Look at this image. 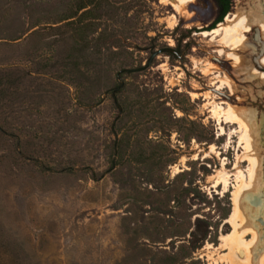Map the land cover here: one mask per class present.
<instances>
[{
  "label": "rangeland",
  "instance_id": "rangeland-1",
  "mask_svg": "<svg viewBox=\"0 0 264 264\" xmlns=\"http://www.w3.org/2000/svg\"><path fill=\"white\" fill-rule=\"evenodd\" d=\"M97 1L68 23L77 0H0V264H247L226 238L239 192L256 263L264 40L255 29L236 62L224 30L204 34L213 0ZM220 102L242 110L256 153Z\"/></svg>",
  "mask_w": 264,
  "mask_h": 264
},
{
  "label": "bare ground",
  "instance_id": "bare-ground-1",
  "mask_svg": "<svg viewBox=\"0 0 264 264\" xmlns=\"http://www.w3.org/2000/svg\"><path fill=\"white\" fill-rule=\"evenodd\" d=\"M179 1L185 3L187 0H179ZM239 1H241V0H239ZM169 2L171 4H173L176 9L179 7V4L177 2H174V1H169ZM243 4L244 5L241 7V9H238L237 12H235L233 15L227 16L226 21H229L227 24L224 22H221L220 25L218 27L214 28L213 30L204 32L205 35H211L213 38L214 35H216V34H218L224 30V39L227 42V46H231V48H232V51L228 53V56L231 59H234L236 62H241L243 55L239 51L242 50L244 48L246 42L250 40L249 34L252 33L255 29L259 32L258 39L260 41L264 40V0H244ZM219 51L221 54V53H223L224 50H222V48H220ZM259 64L262 67H264V54H263V56L260 57ZM209 72H211V71H209ZM251 72L257 74L260 78H262L264 80V70H262V69H260L254 65L252 67ZM218 75H220V73ZM225 76H227V75H225ZM223 86H229L230 89L233 88L229 82L221 79L219 88H223ZM227 103H229V102H227ZM223 104H225V102L217 103L216 106L213 108L215 115H217V117L219 118V122L239 124V126L243 130V134H242L241 138L246 143L245 148L248 149V151H251L252 153H256L257 148L254 145V139L255 138L253 136L255 134H253V132H252V128H251L252 126L250 125V122H248L247 119L243 116L242 110L236 109L232 104H227V107H225ZM255 129H257V127ZM222 131H224V128ZM250 155H251V153H250ZM246 158H249L250 162H252V164H253V170L250 171L251 172L250 173V179H251V181H254L256 179V176H258L257 175L258 174L257 168L260 165L259 156H249L248 155V157H246ZM259 170H261V169H259ZM225 173L226 172H224V174ZM241 173H242V177L244 178L245 174L243 173V171H241ZM260 174H261V172H260ZM224 178L227 179V176L226 177L224 176ZM226 179H223V181ZM257 181H259V180H257ZM219 183L220 182H218L216 184H219ZM225 183H227V182H224V184ZM251 186H252L251 183H246V182L244 183V187H246V188H249V187L251 188ZM225 188H226V186H225ZM252 188H254V186H252ZM251 190H253V189H251ZM245 191L246 190H244V192ZM246 192H248V191H246ZM242 194L239 192L236 195V198H235L236 209H235V212H234L232 219H231V221H232L231 223H233V225H234V227H233L234 231L232 233L228 234L226 236V238L230 239V241H232L233 243L235 242V244H237L238 247H243V248L245 247L247 249V253H249V254H248L247 258L245 260H243V262H245L247 264H264V251L261 253L258 261H256V263L253 262L255 260L253 259V253H252L251 248H252V244L255 243V241L258 239V233L255 230V228L248 227V228H245L243 230L239 229L240 226H241V228L245 227V225L244 226H242V225L247 220H249V219L246 220V216L242 217V214H241L243 209H242V204H241L242 200L240 201V196ZM250 231L253 232L255 235V237L253 238L251 243L247 242L245 240V235L248 234V232H250ZM233 245L231 246L230 250H232L233 256L236 257V252H235V248L233 247ZM228 264H229V262H228Z\"/></svg>",
  "mask_w": 264,
  "mask_h": 264
},
{
  "label": "trees",
  "instance_id": "trees-1",
  "mask_svg": "<svg viewBox=\"0 0 264 264\" xmlns=\"http://www.w3.org/2000/svg\"><path fill=\"white\" fill-rule=\"evenodd\" d=\"M217 7H218V14L217 17L215 18V20L207 27H204V29L206 30H210L216 27V25L221 21L223 22L225 16L230 12L232 5H233V1L232 0H213ZM98 1L97 0H77V5H76V10L73 13H70L69 15H67L63 20H68V23H74L75 21L79 20L81 21V19L86 20L89 16H94L95 15V11L94 9L97 8L98 6ZM82 20V22L84 21ZM194 31H197V29L195 28ZM167 50H165L164 52H166ZM170 55L173 56H179L177 53L176 49H171L170 51H168ZM179 58V57H178Z\"/></svg>",
  "mask_w": 264,
  "mask_h": 264
},
{
  "label": "flooded vegetation",
  "instance_id": "flooded-vegetation-1",
  "mask_svg": "<svg viewBox=\"0 0 264 264\" xmlns=\"http://www.w3.org/2000/svg\"><path fill=\"white\" fill-rule=\"evenodd\" d=\"M214 3H215V2H214ZM215 4H216V3H215ZM216 6H217V5H216ZM232 7H233V5H232ZM231 9H232V8H231ZM230 11H231V10H230ZM217 14H218V7H217ZM228 14H229V13H228ZM228 14H227V15H228ZM227 15H226V16H227ZM226 16H225V17H226ZM216 17H217V15H216ZM216 17H215V18H216ZM224 19H225V18H224ZM214 20H215V19H214ZM223 21H224V20H223ZM221 22H222V21H221ZM219 23H220V22H219ZM219 23H218V24H219ZM218 24H217V25H218ZM217 25H216V26H217ZM208 26H209V25H208ZM206 27H207V26H206ZM203 28H204V27H203ZM215 28H216V27H215ZM213 29H214V28H213ZM213 29H211V30H213Z\"/></svg>",
  "mask_w": 264,
  "mask_h": 264
},
{
  "label": "water",
  "instance_id": "water-1",
  "mask_svg": "<svg viewBox=\"0 0 264 264\" xmlns=\"http://www.w3.org/2000/svg\"><path fill=\"white\" fill-rule=\"evenodd\" d=\"M164 50H166V49H164Z\"/></svg>",
  "mask_w": 264,
  "mask_h": 264
}]
</instances>
